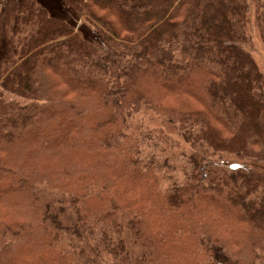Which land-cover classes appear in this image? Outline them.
I'll return each mask as SVG.
<instances>
[{
	"label": "trees",
	"instance_id": "trees-1",
	"mask_svg": "<svg viewBox=\"0 0 264 264\" xmlns=\"http://www.w3.org/2000/svg\"><path fill=\"white\" fill-rule=\"evenodd\" d=\"M61 1L96 38L7 11L0 264H264V178L210 158L264 163V0Z\"/></svg>",
	"mask_w": 264,
	"mask_h": 264
},
{
	"label": "rangeland",
	"instance_id": "rangeland-1",
	"mask_svg": "<svg viewBox=\"0 0 264 264\" xmlns=\"http://www.w3.org/2000/svg\"><path fill=\"white\" fill-rule=\"evenodd\" d=\"M23 1L24 0H0V58L7 51L6 40L8 41V34L5 28V20L8 16L7 11L9 12L11 8L17 7ZM38 1L43 6H45L51 14L66 17L77 30H80L82 35H84L85 37H97V32L95 31V28L89 23L88 19L83 15H78L70 8H66L61 0ZM242 48L247 51L251 58L255 61L264 79V42L260 38L258 29H256L254 26L253 17L250 18L249 29L247 30V42L245 44H242ZM136 121L143 124L146 128H156L160 124L158 118L146 108H144L141 112L136 115ZM177 140L180 142L179 144L181 149L169 152L171 156L179 155V153H181L180 151H187L189 149L188 146L184 144L181 139L178 138ZM58 141L59 139L53 140L52 138V140L46 144H48V146H51L58 143ZM29 144H33L32 141ZM210 158L215 161H219L221 164H223V166L228 167V165H230L234 167H245L252 173L264 178V163H259L253 160L236 157L234 155L229 154H216ZM177 161H181L180 155L178 156ZM176 164L178 163H174V166H177ZM173 174L176 178H180V175L177 172ZM221 259L223 260V258ZM232 264H234V262Z\"/></svg>",
	"mask_w": 264,
	"mask_h": 264
}]
</instances>
